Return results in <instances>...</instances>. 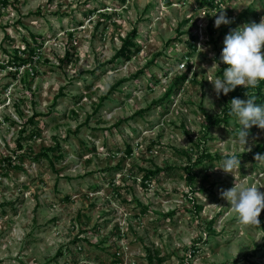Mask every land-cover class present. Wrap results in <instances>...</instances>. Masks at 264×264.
Wrapping results in <instances>:
<instances>
[{
	"label": "rangeland",
	"instance_id": "1",
	"mask_svg": "<svg viewBox=\"0 0 264 264\" xmlns=\"http://www.w3.org/2000/svg\"><path fill=\"white\" fill-rule=\"evenodd\" d=\"M8 1L0 0V264H151L149 254L163 264H264V211L259 225L242 226L220 199L235 181L264 193V164L250 157L264 130H249L248 151L234 142V118L205 130L203 114H220L229 98L208 81L222 77L221 30L246 24L249 9L259 23L264 0ZM223 10L233 22L217 29ZM133 29L139 51L110 63ZM30 33L45 42L36 62L16 67L11 56ZM205 149L220 159L196 162ZM231 154L241 161L234 176L214 170ZM155 166L171 170L143 183L141 169Z\"/></svg>",
	"mask_w": 264,
	"mask_h": 264
},
{
	"label": "clouds",
	"instance_id": "2",
	"mask_svg": "<svg viewBox=\"0 0 264 264\" xmlns=\"http://www.w3.org/2000/svg\"><path fill=\"white\" fill-rule=\"evenodd\" d=\"M232 22L223 10L216 16L214 26L218 29L221 25ZM220 63L226 65L222 77L208 80L213 85L217 97L221 93L227 96L237 87L256 88L264 82V17L259 23H246L229 30L223 41ZM219 64L215 66L219 67ZM246 95L248 97L246 100L234 97L230 101L228 115L239 125L234 142L250 151V148L246 149L249 130L252 127L264 130V105L257 104L254 95L247 93ZM254 160L264 164V155L257 153ZM240 164V159L231 154L220 162L219 167H214V170H221L224 174L234 176L240 169ZM259 189L254 184L245 185L235 181L232 188L220 190V199L227 202L230 212L235 214L237 222L242 226L260 223L259 217L264 211V193Z\"/></svg>",
	"mask_w": 264,
	"mask_h": 264
},
{
	"label": "trees",
	"instance_id": "3",
	"mask_svg": "<svg viewBox=\"0 0 264 264\" xmlns=\"http://www.w3.org/2000/svg\"><path fill=\"white\" fill-rule=\"evenodd\" d=\"M214 1L213 0H201V5L205 4V5H214L213 4ZM9 1L8 0H1V5L3 7H7L9 5ZM255 17L256 19L259 17V14L256 10H247L245 13H243L239 20H241L244 23H251L250 22V17ZM232 29V27L230 28H223L221 30V34L222 35H227L229 33V30ZM211 38L210 40L212 42H215L217 39L214 37L215 31L211 30ZM137 38V30L133 29V31L131 33H129L127 35V37L123 40V43L121 45V48L115 53V55L112 57V59L110 60V63L119 61V60H124V61H131L132 58L134 57V55L139 51V47L137 45V43L135 42V39ZM30 41H28L26 43V48L25 51H21L20 49L16 50L14 56H11V61L9 63L14 64L16 67H21L24 65H28L31 64L32 62H36L34 61L36 56L39 55L40 49L42 48L45 39L42 35H37L34 33H30ZM176 40V39H175ZM189 46L192 48L194 47L191 42L189 43ZM19 54H27L28 56L26 58L22 57ZM191 54V53H190ZM220 52L216 53L215 56V60L216 62L219 64V58H220ZM191 56V55H189ZM63 62H65V60H63ZM226 68V65L220 63L219 64V74L222 76L223 74V70ZM144 73V70H140L136 73V75L134 76V78H138L141 74ZM189 79V72L186 71L184 72L181 76H177L175 79V82L173 83V85H171L168 94L171 93L176 87L182 86L183 83H185L186 81H188ZM125 82V80H121L118 83H116L114 86H112L109 90L110 93H112L114 90L118 89V87ZM246 93L248 95H254L256 97V103L260 104V105H264V82H261L259 84L258 87L256 88H249V89H245L244 87H237L234 91L229 93V98L222 110V112L220 114L217 115H211L209 113H207L204 109H203V114L205 116V130H209L210 127H220L222 125L225 126H229L230 125V121L231 119H233L232 117H230L228 115L229 110H230V101L234 98V97H238L240 99H244L246 100L248 97L246 95ZM106 98V97H105ZM144 111H140L139 115H142ZM123 121H126V119H123ZM30 123L34 122L33 117L30 118L29 120ZM25 131V130H24ZM35 132H33L32 136L34 135ZM19 148L22 149V145H20L19 143ZM59 147L56 148H49L48 150H46L45 153H43L41 156L49 158L50 159V155L48 153L49 152H54V151H59ZM89 151H94V149H88ZM126 152L128 155H132V150L131 147L128 146L126 149ZM257 153H260L261 155H264V144H258L256 149L250 154V157L253 158ZM61 155V153H60ZM215 158L220 159V157L218 155L213 156L211 153H209V151H207L206 149L202 151V153L200 155L197 156L196 158V162H202L204 160H213ZM39 159V158H38ZM192 158H189V164L185 167V172L187 173L186 179L188 182V186L191 190H193V184L196 182V179L198 177V173H196L195 171H193V167L195 166V162L193 164H191ZM11 166V163L9 164ZM143 172V176H142V180L143 183L149 182L151 180H153L154 178H157V176L163 172V171H167V170H171V168H164V167H159V166H155L153 168H147V169H141ZM193 192V191H192ZM187 199L193 201V204L195 205V211L196 213H199L200 210L202 209L201 205H197L196 202L194 201V199L189 196L186 195ZM146 209V208H145ZM145 212V211H144ZM171 215H173L174 213H170ZM77 241V240H76ZM78 242V241H77ZM60 255L62 254L61 252L59 253ZM148 259L150 261L151 264H163L164 262V258L163 257H158V255H151L149 254ZM238 262V261H236Z\"/></svg>",
	"mask_w": 264,
	"mask_h": 264
}]
</instances>
